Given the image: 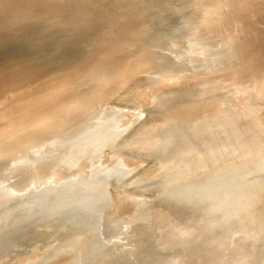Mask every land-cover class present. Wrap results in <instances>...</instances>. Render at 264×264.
Segmentation results:
<instances>
[{
	"label": "rangeland",
	"instance_id": "1",
	"mask_svg": "<svg viewBox=\"0 0 264 264\" xmlns=\"http://www.w3.org/2000/svg\"><path fill=\"white\" fill-rule=\"evenodd\" d=\"M145 1L0 0L2 263L209 264L197 255L216 252L264 264V98L240 112L247 131L217 112L235 84L264 78V0ZM234 3L235 20L196 23ZM175 60L181 80L166 74ZM74 176L81 217L29 204H53Z\"/></svg>",
	"mask_w": 264,
	"mask_h": 264
},
{
	"label": "bare ground",
	"instance_id": "2",
	"mask_svg": "<svg viewBox=\"0 0 264 264\" xmlns=\"http://www.w3.org/2000/svg\"><path fill=\"white\" fill-rule=\"evenodd\" d=\"M147 1H149V0H146L145 2H147ZM160 1V0H159ZM165 0H162V1H160V2H158V4H160V3H163ZM179 1L180 0H170L169 2L172 4V6H176L178 3H179ZM190 1H193V2H195V3H198L199 4V2L201 1V0H190ZM231 1V0H230ZM229 1V3H231ZM253 1V0H252ZM235 2V1H234ZM260 2V1H259ZM223 3V2H222ZM236 3V2H235ZM231 4L230 6H228V7H230V14H228V15H226V16H224V18L223 19H219L220 20V22H219V20H216V22H213V21H211L210 19H209V17L208 16H206L205 14H202V15H200V19L196 22L197 24H200L201 23V27H203L204 25H207V27L209 26L211 29H213V28H217V27H215L216 25H218V24H223V23H225V24H227L229 21H231L232 20V18H233V15H235L236 14V9H234V8H232L234 5H237V4ZM147 6H149L150 4H147V3H145ZM260 7V6H259ZM137 8H140V9H137V10H134V11H131V12H129V14L131 15H133L134 13H138V14H140L141 12H143L144 10H142L143 8H141V7H137ZM217 8V7H216ZM228 9V8H227ZM205 10V9H204ZM209 10L210 9H208V12H209ZM226 10V9H225ZM240 12V11H239ZM239 12H237V14L239 15L240 13ZM217 15V14H216ZM202 16V17H201ZM218 17V16H217ZM243 17V16H242ZM260 17V16H259ZM198 18V17H197ZM237 18V15L233 18L234 20ZM263 18V17H262ZM258 19V18H257ZM233 21V20H232ZM264 24V23H263ZM230 25V24H229ZM228 25V26H229ZM235 25V24H234ZM224 26V25H223ZM227 26V25H226ZM225 26V27H226ZM200 27V25H199V28L198 27H196V24H195V26L194 27H189L191 30H193V31H195V30H198V29H200L201 28ZM205 27V26H204ZM251 27V26H250ZM148 29H149V27H147ZM249 28V27H248ZM253 28V27H252ZM252 28H251V30H252ZM150 29H156V28H154V27H151ZM235 29H237V28H235ZM187 30V29H186ZM190 30H187V32L189 33V34H191V33H193V31H190ZM210 30L208 29V30H204L203 31V33L201 34V38H199L200 40H197V41H199L200 43H203V42H201V41H203V40H205L211 33L209 32ZM224 31V30H223ZM230 31V30H229ZM221 32H222V30H221ZM252 32H253V30H252ZM185 32H182L181 33V35L182 34H184ZM187 33V34H188ZM259 33V32H258ZM263 33V32H262ZM245 34H246V32H245ZM257 34V32L255 33V35ZM260 34V33H259ZM185 35V34H184ZM144 36V35H143ZM220 36H222V35H220ZM238 36V35H237ZM246 36V35H245ZM249 36H250V33H249ZM252 36V35H251ZM264 36V34L259 38V39H261L262 37ZM145 37V36H144ZM195 37V36H194ZM236 37V36H235ZM247 37V36H246ZM253 37H255V36H252L251 38H253ZM257 37V36H256ZM233 38V37H232ZM197 39V38H196ZM210 39V38H209ZM208 39V40H209ZM218 39V38H217ZM245 39V37H243V39H241V40H239V41H237L236 43H237V45L239 46L240 45V47H242L243 45L244 46H246L247 44L248 45H250L249 43H246L247 42V40H244ZM145 40V39H144ZM216 40V39H215ZM220 40V39H219ZM221 40H222V38H221ZM225 40V39H224ZM233 40V39H232ZM258 40V39H257ZM193 42H195L194 40H192ZM262 41H263V39H262ZM198 42V43H199ZM216 42V41H215ZM206 44V43H205ZM246 44V45H245ZM207 45H209V44H207ZM236 45V46H237ZM252 45V44H251ZM202 46V45H201ZM247 47V49L249 48L248 46H246ZM246 47H245V50H246ZM136 48V47H135ZM207 49V48H206ZM209 49V48H208ZM250 49V48H249ZM210 50V49H209ZM135 51V50H134ZM217 51V50H216ZM244 51V50H243ZM247 51V50H246ZM246 51H244V52H246ZM136 52V56H137V59L135 60L137 63H142V61H143V57L145 56V49H141V50H139V51H135ZM210 53H209V56L211 55V56H213V55H216L215 53H214V51H209ZM248 52V51H247ZM243 54H245V53H243ZM242 54V55H243ZM160 56V55H159ZM243 57V56H242ZM242 57H240V58H242ZM148 58V57H147ZM239 58V57H238ZM239 58V59H240ZM135 59V58H134ZM181 60H184V57H182L181 58ZM126 61L127 62H129V63H131V61L132 60H130V61H128V59H126ZM124 64H125V62H124ZM128 67V66H127ZM169 67H170V70L168 71V73H166V74H169L171 77H173L174 79H177V80H181L182 78H181V75L182 74H180V72L178 73V71H179V69L180 68H182V65L181 64H179V63H177V61L175 60L174 62H172V63H170V65H169ZM1 70V69H0ZM3 70V69H2ZM125 70H126V68H125ZM12 71V70H11ZM123 71V70H122ZM178 73V74H177ZM264 72H262V74H263ZM9 74V73H8ZM166 74H164L163 76H161V79H160V81H162L163 79H165L166 77H167V75ZM32 75V74H31ZM165 75H166V77H165ZM249 82L251 83V86H250V88L247 86V85H242V84H239V83H237V84H235L234 85V91L232 92V94H229V96H228V98H223V99H219L221 102H222V104L223 103H225V102H223V100L224 99H227V100H229V102L226 104V106H224V105H222V107H221V109L220 110H218L217 112L219 113V115H220V117L223 119V121H226V118H227V121H228V123H233L234 125H235V127H237V125L238 126H240V127H243V125H241L242 124V122H241V117H240V115H241V113L240 112H242V110H244L245 108H246V112H249V114L251 113V114H253V113H256V111H258L259 110V108L257 107V105H261V104H259L258 102H260L263 98H264V78L263 79H261V77L259 78V77H257L256 79H253V78H251V79H249ZM158 90H160V89H158ZM157 90V91H158ZM210 90H212V89H210ZM159 93H160V95L161 96H170V97H167V98H164V99H162L161 101L163 102V103H170V102H172L173 100H172V95H170V90L168 89V88H166V89H163L162 91H159ZM160 100V99H159ZM26 102V101H25ZM30 103V102H29ZM23 104V102L21 103V104H19V102H18V105L19 106H21ZM17 104L15 103V105L14 106H16ZM24 105V104H23ZM22 105V106H23ZM13 106V107H14ZM19 106H16V108H18ZM21 106V107H22ZM21 107H19L20 109H22ZM30 107V106H29ZM16 108H14V109H16ZM10 109H12V108H10ZM9 109V110H10ZM14 109L12 110V112L14 111ZM186 109H188V108H185V110ZM8 110V111H9ZM16 110H18V109H16ZM15 110V111H16ZM226 110H231V112H227ZM7 111V112H8ZM14 111V112H15ZM19 111V110H18ZM25 111V110H24ZM23 110H22V112H24ZM11 111H9L8 112V114L6 113L5 114V112H4V114H3V112L2 113H0L1 115V117H2V114H3V116H6V115H8L9 116V113H10ZM25 113V112H24ZM227 113V114H226ZM190 116V115H189ZM224 126H226V124H224ZM244 128V127H243ZM243 128H239L240 129V131L242 132V133H244V134H246V135H244V134H242V146L244 147L245 146V140L246 139H248V133L246 132L247 130H246V128H244L246 131H244L243 130ZM6 131V129H4V132ZM3 132V131H2ZM2 135V134H1ZM4 136V135H3ZM262 136H264V132L262 133ZM247 137V138H246ZM68 155H67V151H66V153L65 154H62V156H60V160H61V162H64V163H66V162H68V164L69 163H71L72 161H71V159H69V157H67ZM38 157V156H37ZM253 157V156H252ZM263 158V157H262ZM251 160V166H252V168H253V171H255V167H256V161L255 160H252V159H250ZM56 161V160H55ZM58 161V160H57ZM77 165H79V162L78 163H76L75 164V166H77ZM257 174H259L262 178H264V166H259L258 167V171H257ZM73 182H71L70 184H69V187H67L66 188V190H62V191H59L58 192V195L55 197V199H54V203L53 204H55V203H57V202H59L62 198H68L69 199V203H65L64 205H62V206H53V207H50L48 210H47V208L49 207V206H51V205H53V204H50V205H48V206H45L44 205V203L43 202H41V201H32L31 202V200H32V196H31V199L28 201L29 202V204L32 206V204H33V206H36V208L37 209H44V212H45V216H46V214L48 215V216H51L48 220H51V219H55V220H58V221H67L66 220V218H64V217H62V216H64V215H73V217H72V219L71 220H74V219H76V218H78L79 216L81 217L82 216V214H83V212H84V210H85V208L83 209V207H78L76 204H75V201L77 200V199H79L80 198V196L79 195H73V196H68L69 194V191L70 190H72V189H75V188H77V187H79V186H81V185H83L84 183V179L83 178H80L79 176H74L73 178ZM55 180H58V177H54V179L51 181V182H54ZM29 183H31V181L30 180H26L25 181V183H24V185H28ZM86 183V182H85ZM13 192L15 193V194H17V193H19V190H18V188H15L14 190H13ZM68 196V197H67ZM27 202V203H28ZM27 203H25V204H23V203H20V205H19V207H18V209L16 210V212L15 213H12V214H14L13 216H15V215H19V216H21V217H24L23 216V212H24V206L26 205L27 206ZM1 207L2 206H0V211H1ZM27 208V207H26ZM10 218H12V217H9V219L8 220H11ZM74 225H76V224H74ZM2 230L0 229V232H1ZM201 260H209V264H239L238 263V258H237V254H235L233 257H232V259H230V260H228V261H223V260H221L222 259V257H220L219 255H218V253H212L211 255H207V256H199V255H197ZM0 264H4V263H2L1 262V259H0Z\"/></svg>",
	"mask_w": 264,
	"mask_h": 264
}]
</instances>
